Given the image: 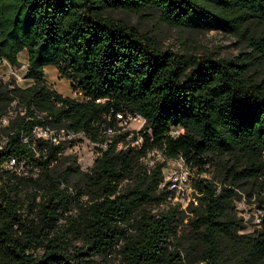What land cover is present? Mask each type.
Returning <instances> with one entry per match:
<instances>
[{
	"label": "trees",
	"instance_id": "1",
	"mask_svg": "<svg viewBox=\"0 0 264 264\" xmlns=\"http://www.w3.org/2000/svg\"><path fill=\"white\" fill-rule=\"evenodd\" d=\"M116 9L152 11L171 26L219 27L252 51L216 58L165 49L107 14ZM23 51L32 83L0 84V111L15 97L26 114L11 121L0 161H34L20 135L45 123L83 133L98 156L81 172L74 156L58 155L65 146L38 142L39 177L2 181L0 264H101L94 257L114 252L123 264H183L188 248L198 251L190 264H264V219L243 233L236 207L245 195L264 209V77L251 74L264 60V0H0V60L18 66ZM47 66L84 99L52 89ZM117 114L146 120L132 138L140 145L125 148L127 133L104 134L117 128ZM153 150L165 160L149 168L143 160ZM179 156L196 175V203L153 214L169 204L163 169Z\"/></svg>",
	"mask_w": 264,
	"mask_h": 264
},
{
	"label": "rangeland",
	"instance_id": "2",
	"mask_svg": "<svg viewBox=\"0 0 264 264\" xmlns=\"http://www.w3.org/2000/svg\"><path fill=\"white\" fill-rule=\"evenodd\" d=\"M109 16L115 19L122 20L130 25L136 26L141 31L153 37L162 48H171L174 51L202 55L212 53L216 58H234L241 53H251L252 48L249 47L240 36L230 33L222 28H214L208 30L197 26L184 28L171 26L166 24L159 14L152 11H145L140 14H133L124 10L116 9L108 11ZM27 52H21L19 56L20 64L11 66L8 63L0 64V82L2 83H20L23 87L30 84L27 79L23 78V69L27 67L28 58ZM17 74L21 79L17 78ZM251 74L261 80L264 77V60L256 61L251 67ZM45 78L47 84L56 90L61 95L70 96L72 94L71 83L59 76L58 70L54 66L45 67ZM137 122H132L128 126V130H135L138 127ZM97 146L88 139H77L73 146L66 149L65 155H72L76 158V163L81 172L90 171L94 161L98 156ZM163 155L155 150L148 153L144 158V163L152 168L157 162H163ZM176 166L175 160L166 161V166L163 169L164 174L172 170ZM68 181L74 184L77 181V175H70ZM22 198L26 195L22 193ZM258 199L252 201L247 200L245 195L242 200L236 203L237 216L242 218L246 230L243 233H251L257 227L253 222V209L258 206ZM170 204H164L160 208H151V213H159L162 209L171 207ZM188 215H191L188 213ZM187 220V219H186ZM186 222V221H185ZM81 247L80 243H77ZM183 264H190V261L196 258L198 251L194 248H188L187 251H180ZM95 260L101 264H123L121 256L118 253H112L106 257L96 256Z\"/></svg>",
	"mask_w": 264,
	"mask_h": 264
},
{
	"label": "built area",
	"instance_id": "3",
	"mask_svg": "<svg viewBox=\"0 0 264 264\" xmlns=\"http://www.w3.org/2000/svg\"><path fill=\"white\" fill-rule=\"evenodd\" d=\"M8 63L6 60H0V64ZM27 67L23 69V78L26 79ZM17 78L21 79L17 74H14ZM7 85L10 89L15 87H22L20 83H0ZM31 84V83H30ZM28 84V85H30ZM24 87V86H23ZM72 99L82 101L84 94L80 90H72V94L69 96ZM60 106V103L57 104ZM24 116L26 109L19 106L17 98H13L10 104L0 111V153L4 152L7 145L10 143L11 136L14 134V130L10 127L11 121L14 120L17 115ZM43 115L48 116L49 120H52L50 112H43ZM29 119V118H27ZM117 128L113 126L107 127L103 132L109 138H114L119 133H127V144L132 147L140 145L142 138L137 137L136 140H132L135 134H137L145 125L146 120L141 115L132 114H117ZM132 122H137L139 125L135 130H128V126ZM179 131H173L174 135H177ZM21 142L26 144L32 151L34 161L28 159H20L17 156L8 157L7 159L0 161V185L2 181L9 176L19 178H38L41 173V167L35 163L36 159H39L40 152L37 150L38 142H47L52 145H62L66 149L73 146L77 139H85L83 133H75L67 127H56L51 123H45L43 125H37L32 129V135L29 136L26 132L22 131ZM119 147L122 148L123 144L119 143ZM65 151H59L58 155L65 154ZM264 158V154H263ZM176 166L169 170L165 175V184L170 192L168 201L172 207H179L182 210H186L190 203L195 202V189L194 181L196 175L194 171L187 165L184 158L179 156L175 159ZM61 188L66 189L68 193L75 194V189L66 184H61ZM83 198H85L83 196ZM264 219V209L255 206L253 209V222L254 225L259 228L262 226Z\"/></svg>",
	"mask_w": 264,
	"mask_h": 264
},
{
	"label": "crops",
	"instance_id": "4",
	"mask_svg": "<svg viewBox=\"0 0 264 264\" xmlns=\"http://www.w3.org/2000/svg\"><path fill=\"white\" fill-rule=\"evenodd\" d=\"M28 58V57H27ZM29 83H32V81L31 80H27ZM53 89V88H52ZM63 96H65V95H63Z\"/></svg>",
	"mask_w": 264,
	"mask_h": 264
}]
</instances>
